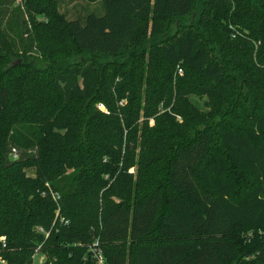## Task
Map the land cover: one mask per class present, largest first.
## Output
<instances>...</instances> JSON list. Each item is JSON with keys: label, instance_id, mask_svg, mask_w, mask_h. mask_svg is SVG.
Listing matches in <instances>:
<instances>
[{"label": "trees", "instance_id": "obj_1", "mask_svg": "<svg viewBox=\"0 0 264 264\" xmlns=\"http://www.w3.org/2000/svg\"><path fill=\"white\" fill-rule=\"evenodd\" d=\"M16 1L29 53L35 16L76 0H0V35ZM84 1L104 14L63 19L66 50L41 68L0 56V264H31L38 246L43 264H94V241L106 264H264V0ZM147 40L144 91L112 87L100 60Z\"/></svg>", "mask_w": 264, "mask_h": 264}, {"label": "rangeland", "instance_id": "obj_2", "mask_svg": "<svg viewBox=\"0 0 264 264\" xmlns=\"http://www.w3.org/2000/svg\"><path fill=\"white\" fill-rule=\"evenodd\" d=\"M54 12L58 16H51V21L47 22V19L44 15H36V27L35 29L31 28V38L33 40V50L29 53L26 52L29 51L28 49L24 48L23 42L20 40V24L23 20V6L21 2L16 1L14 4L10 7V12L8 16L5 19V24L3 27L2 35H0V56L10 53L12 57L23 59L24 62L28 60H35L38 61V63L35 65V68H41L42 67V59L46 56L48 57L50 53H54V55L58 54V51H64L66 50L65 47H63V44L66 41V32L63 28L64 20L63 19H75V18H82L87 13L92 12L93 14L97 16H102L104 14L103 6L101 2H95V3H87L84 0H76L74 2L68 3L66 1H59L56 6L53 7ZM199 11V7L195 11V16L197 17ZM57 18V19H56ZM223 24L222 22H220ZM226 23V22H225ZM225 25V24H223ZM228 29L233 30V33H236V36H241L243 39H247L248 37V31L246 29L241 28L240 26H231V28L228 26ZM227 29V30H228ZM233 37V36H232ZM149 39V36L147 37ZM152 41L147 40L143 46L141 47V51L139 53H142L140 56H123L122 58L113 59L108 58L105 60H100V63L103 67L110 64V69L108 70V77L109 81L112 87H115L117 84L124 85L126 81H130V84H134V82H141V93L144 91L145 88V81H146V74L147 69L145 67L148 59V54L150 52V46ZM255 47L258 46V43L253 44ZM34 52V53H32ZM32 53V54H31ZM132 60V62H131ZM127 62V64H126ZM176 68V72L173 74V80L175 77L180 76L181 70ZM131 76V77H130ZM132 81V82H131ZM117 87V86H116ZM235 87H237V84L235 83ZM239 93V90L233 88L228 93V99L230 101V107L226 108L224 113H231L230 116L231 124H235L236 126L243 125L242 120V112H243V103L241 102V99L237 103V108L234 110L231 107V104H236L234 100H237V94ZM217 96V94H215ZM187 101L192 104V106L195 108L196 111L199 113H206L209 115H213V121L212 126L214 129V125L219 122H224L222 120V111L219 109L216 110V108H206L205 103L207 101L206 96H188ZM223 102V101H222ZM224 102H226L224 100ZM219 103V100L216 101V104ZM239 104V105H238ZM103 108L102 106L100 107ZM211 124V123H210ZM245 124V123H244ZM213 146L215 148L218 147L217 141H214ZM29 151L27 152V154ZM30 155V154H29ZM9 160L14 161L18 159V156L12 157L11 155H8ZM27 175L33 176V171L29 170L27 171ZM38 231V230H37ZM39 233L43 234L45 237V232L38 231ZM235 238L241 240L244 239L245 241L248 240V237L245 234L235 232ZM150 240L153 238L150 237ZM38 248V247H37ZM35 249L33 256H32V263L31 264H43L45 260V256L43 253Z\"/></svg>", "mask_w": 264, "mask_h": 264}, {"label": "built area", "instance_id": "obj_3", "mask_svg": "<svg viewBox=\"0 0 264 264\" xmlns=\"http://www.w3.org/2000/svg\"><path fill=\"white\" fill-rule=\"evenodd\" d=\"M180 71V70H179ZM12 157L16 156V152L15 150H12L11 153ZM47 186V185H46ZM49 195L51 196V198L53 199V201L57 202L58 199V195L56 193L50 192L49 191ZM41 196H45V192L41 193ZM55 215L57 216V210L55 212ZM38 231H42L41 229H38ZM46 236V233H45ZM0 243L1 246L4 247L5 243H4V238H0ZM39 249V246L37 248V250ZM89 252H90V258L91 260L94 262V264H106L104 257L102 255V251L98 245L97 241H94L90 246H89Z\"/></svg>", "mask_w": 264, "mask_h": 264}, {"label": "water", "instance_id": "obj_4", "mask_svg": "<svg viewBox=\"0 0 264 264\" xmlns=\"http://www.w3.org/2000/svg\"><path fill=\"white\" fill-rule=\"evenodd\" d=\"M19 62H20V60H17V62H16V63H17V64H19Z\"/></svg>", "mask_w": 264, "mask_h": 264}, {"label": "crops", "instance_id": "obj_5", "mask_svg": "<svg viewBox=\"0 0 264 264\" xmlns=\"http://www.w3.org/2000/svg\"><path fill=\"white\" fill-rule=\"evenodd\" d=\"M68 3H71V2H68Z\"/></svg>", "mask_w": 264, "mask_h": 264}]
</instances>
